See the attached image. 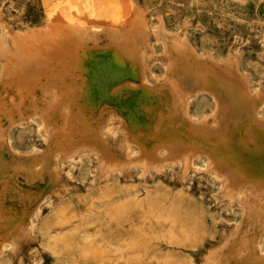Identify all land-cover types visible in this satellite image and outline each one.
Returning a JSON list of instances; mask_svg holds the SVG:
<instances>
[{"label": "bare ground", "instance_id": "obj_1", "mask_svg": "<svg viewBox=\"0 0 264 264\" xmlns=\"http://www.w3.org/2000/svg\"><path fill=\"white\" fill-rule=\"evenodd\" d=\"M71 14L55 12L44 27L0 38V143L3 121L8 128L36 121L46 139L41 153L13 170L28 183L45 175L57 182L63 164L84 158L107 178L176 168L186 176L202 162L221 198L242 213L204 264H264V96L250 91L232 57L197 62L186 40L150 32L144 14L107 21ZM154 40L165 61L157 80ZM199 92L212 94L214 109L197 120L189 107ZM1 193L6 243L26 230L23 217L3 209Z\"/></svg>", "mask_w": 264, "mask_h": 264}, {"label": "rangeland", "instance_id": "obj_2", "mask_svg": "<svg viewBox=\"0 0 264 264\" xmlns=\"http://www.w3.org/2000/svg\"><path fill=\"white\" fill-rule=\"evenodd\" d=\"M55 12L105 21L144 14L150 32L186 40L195 61L233 59L250 91L264 96V0H0V38L44 27ZM152 45L157 80L165 61L161 42ZM195 95L189 114L198 120L214 103L208 92ZM2 125L8 130L0 143V196L6 212L23 217L26 231L0 242V264H204L242 222L202 162L186 176L176 168L107 178L84 158L63 164L57 182L45 175L28 183L13 169L45 149V136L36 121Z\"/></svg>", "mask_w": 264, "mask_h": 264}]
</instances>
